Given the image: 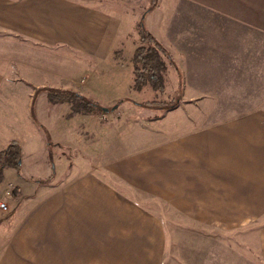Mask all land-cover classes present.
Returning <instances> with one entry per match:
<instances>
[{
	"label": "crops",
	"instance_id": "crops-1",
	"mask_svg": "<svg viewBox=\"0 0 264 264\" xmlns=\"http://www.w3.org/2000/svg\"><path fill=\"white\" fill-rule=\"evenodd\" d=\"M118 1L0 0V31L40 53L66 58V52L99 66L114 64L118 50L129 62L136 47L131 41L130 56L124 55L131 26L118 13ZM155 10L174 59V71L167 70L166 78L179 92L176 107L149 121V130H137L124 154L97 167L98 172L82 171L38 190L21 209L24 214L6 226L7 235L6 224L0 226V264H163L166 227L149 209L151 201L171 207L176 216L171 220L188 227L238 233L249 226L264 259V0H156ZM180 26H188L185 33ZM199 26H217L204 31L218 33L246 29L250 46L243 50L242 33L234 44L220 33L200 39ZM173 36L186 40H177L175 49ZM201 47L213 48L212 54L199 53ZM243 62L250 63L249 71L240 69ZM117 73L107 82L112 89L106 97L94 91L97 103L135 101L128 92L134 78L130 62ZM79 74L78 69L68 73V80ZM62 75L60 82L67 78ZM243 76L248 84L236 81ZM20 77L0 71V151L18 143V127L35 129L33 93ZM184 107L205 114L163 124ZM67 110L63 105L55 111ZM209 111L245 113L216 118ZM35 138L40 149L43 140L37 132Z\"/></svg>",
	"mask_w": 264,
	"mask_h": 264
},
{
	"label": "rangeland",
	"instance_id": "rangeland-1",
	"mask_svg": "<svg viewBox=\"0 0 264 264\" xmlns=\"http://www.w3.org/2000/svg\"><path fill=\"white\" fill-rule=\"evenodd\" d=\"M166 1L169 2V0ZM118 2L115 3L118 7V13L122 17H126L127 19L124 20L129 27L131 26L130 36L124 47L125 56H130L129 44L131 41H134L136 48L138 46L143 48L148 45L152 46L150 42L140 40L137 30L139 22L142 23L146 32L154 38L156 37L155 40L160 39L161 44L165 47V41L163 42L160 33L162 26H158L159 12L155 10L156 0L155 7H152L150 11L148 10L154 0L153 2L152 0H119ZM187 27L180 26L179 29L185 33ZM198 28L195 33L196 36L199 35L200 39L205 38L207 40V38L213 37L210 36L211 34L220 33L224 34L222 37L229 39L227 44H234V38H239L242 33L243 50L249 48L251 43L250 37H248L249 32L246 29L235 32L233 30L225 32L221 29L218 33L214 30L204 31L207 28L216 29L217 26H199ZM206 35L208 36L206 37ZM177 40L185 41L186 38L177 39L173 36L172 46L175 49H177L175 46ZM167 41L170 43L169 39ZM23 45L20 41L10 39L8 35L0 31V71L3 73L8 71L12 77L21 76L28 82L25 85L33 93L30 111L31 116L34 115L32 120L34 122L33 128H35L34 130L26 127L17 128L16 140L18 144L23 145V153L20 151L21 156H23L21 157V165L18 170L4 169L3 178L0 182V202H4L8 207L7 212L0 211V226L3 223L6 224L5 229L2 230L4 231L3 234L6 233V235L10 230V227L6 226L13 225L21 214H24L21 209L25 204L30 203L28 199L32 198L38 190L60 185L82 171L94 169L98 172L97 167H102L116 156L124 154L122 150L125 149V144L131 142V138L135 137L137 130H149L151 126L148 125V122L164 116L167 111L173 110L178 103L177 99H180L179 92L177 90L173 92L172 79L171 77L166 78V73L163 92H153L148 88L137 93L132 89L134 92L128 91L130 92L129 97L135 101L126 100L124 103L123 100V105L118 101L115 103L117 104L116 109L113 110L110 109L112 106L114 107V103L106 105L98 103L110 111L95 113V115L77 114L81 115L83 119H74L77 115L68 117L70 106L66 103L50 104L47 100L49 92L53 90L71 91L97 103L94 100V91L99 93V97H106L104 95L107 94V89H112L107 82L114 80L115 75H118L117 72H125L130 61L123 60L124 58L120 57L122 54L119 55V58L113 54L114 64L108 63V65L97 66L96 63L92 62H80L78 57L72 59L71 54L66 52L67 60L62 55L40 53ZM174 48L173 50L177 54ZM227 49L229 55L233 54L232 48L227 47ZM212 51L213 48L201 47L199 53L212 54ZM170 54L172 56V53ZM176 54H173V57L178 58ZM68 59L73 62L71 63ZM29 60L30 62H27ZM80 64L81 66H79ZM112 64L114 66H111ZM249 66L250 63L243 62L240 69L246 72L249 71ZM77 69L81 75L79 74L75 79L73 77L72 81H69L67 74L70 72L74 74ZM173 69L172 65L167 66L168 71H174ZM59 74L66 75L67 78L64 79V82L59 81V77H61ZM175 74L174 77L176 78L177 74ZM95 75H98L99 79H92L91 76ZM238 76L240 75L237 73L235 77ZM238 80H242L244 84L249 83L248 77L243 76L236 79V81ZM239 90H245L249 93V89L246 88L239 87ZM90 96H93V99ZM63 105L68 110L59 115L55 110L57 107L62 108ZM199 113L205 114L204 111L196 112V109L187 110V107H184L175 115L165 117L163 124L167 123L170 118H173L171 125L184 122L186 118L192 119L195 114ZM210 113L216 114V118H229L245 112L220 111ZM60 116V120L55 121L54 118ZM84 116L89 118L85 119ZM36 132L43 140V147L40 149L35 138ZM5 196L8 197V200L5 199ZM148 204L149 209L165 222L166 252L163 264H264L256 235H254L253 230L249 229V226L246 227L248 229L238 233H223L217 230L195 228L190 225L188 227V224L171 220V218L176 219L171 207L152 201ZM3 242L2 240V245Z\"/></svg>",
	"mask_w": 264,
	"mask_h": 264
},
{
	"label": "trees",
	"instance_id": "trees-1",
	"mask_svg": "<svg viewBox=\"0 0 264 264\" xmlns=\"http://www.w3.org/2000/svg\"><path fill=\"white\" fill-rule=\"evenodd\" d=\"M151 5L152 6L148 11H150L152 7H155V0ZM137 30L140 40H146L150 42L152 46L148 45L146 48L138 46L134 50L130 59L134 76L132 89L139 92L143 88L149 87L153 92H163L167 66L169 64L173 65V58L160 42L155 40L150 33L144 30L142 23L139 22ZM113 54L116 58H119L121 51L116 50ZM120 57L122 56L120 55ZM47 100L53 105L63 103L68 104L70 106V113L67 115L68 117H72L77 114L95 115V113H103L104 109H107V112H109L117 107V104H115L114 107L112 106L113 108L111 107L109 110L108 108H104L98 103L88 100L82 95L71 91L53 90L47 94ZM145 105L147 106V104ZM175 105L172 107L174 108ZM45 134L47 133L45 132ZM20 165V147L17 142H13L9 144L6 149L0 151V182L3 178L4 169L13 168L18 170Z\"/></svg>",
	"mask_w": 264,
	"mask_h": 264
},
{
	"label": "built area",
	"instance_id": "built-area-1",
	"mask_svg": "<svg viewBox=\"0 0 264 264\" xmlns=\"http://www.w3.org/2000/svg\"><path fill=\"white\" fill-rule=\"evenodd\" d=\"M0 211H2V212L8 211V207L4 202H0Z\"/></svg>",
	"mask_w": 264,
	"mask_h": 264
},
{
	"label": "water",
	"instance_id": "water-1",
	"mask_svg": "<svg viewBox=\"0 0 264 264\" xmlns=\"http://www.w3.org/2000/svg\"><path fill=\"white\" fill-rule=\"evenodd\" d=\"M115 108H116V107H115ZM115 108H114V109H115ZM112 110H113V109H112ZM104 112L106 113V112H107V109H104Z\"/></svg>",
	"mask_w": 264,
	"mask_h": 264
}]
</instances>
